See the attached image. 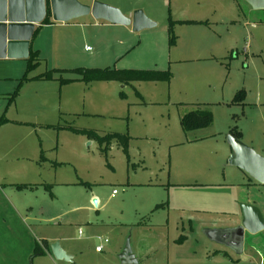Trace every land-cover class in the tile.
<instances>
[{"label": "rangeland", "instance_id": "374dc122", "mask_svg": "<svg viewBox=\"0 0 264 264\" xmlns=\"http://www.w3.org/2000/svg\"><path fill=\"white\" fill-rule=\"evenodd\" d=\"M97 1L124 16L140 10L154 25L134 32L81 17L69 23L82 29L39 34L33 67L1 69L0 185L28 187L14 186L27 210L11 224L0 195V263L122 264L128 243L136 264H185L170 257L189 248L172 242L181 236L176 214L155 209L168 201L160 184L232 170L221 159L230 134L264 158V10L244 0ZM107 67L169 70L170 79L87 84L76 71ZM199 105L211 125L184 132L181 118ZM66 127L127 134L128 152L115 143L102 152ZM55 241L71 262L34 256L36 244Z\"/></svg>", "mask_w": 264, "mask_h": 264}, {"label": "crops", "instance_id": "0c3cea01", "mask_svg": "<svg viewBox=\"0 0 264 264\" xmlns=\"http://www.w3.org/2000/svg\"><path fill=\"white\" fill-rule=\"evenodd\" d=\"M132 12L125 16L130 17ZM56 25H65L68 28L80 26L82 29L81 25L69 22L40 25L31 41L30 49L40 53L41 46L37 43L39 34ZM120 40L117 43L123 45L124 42ZM85 50L88 51V48ZM25 61L26 59H0V73L11 67L17 70ZM230 152L231 149L223 150V162L227 161ZM232 168L229 172L224 171L219 179L213 175L193 178L179 176L176 181L160 184L165 187L167 194L165 209L168 207L176 214L175 226L181 233L172 242H178L180 246L188 243L189 248L185 254L173 249L170 257L174 262L185 258V264H264V185L256 183L238 168ZM14 184L17 183L0 185V195L9 208L6 218L3 219L5 224L12 223V215L17 218L20 211L27 210L26 207H18L14 202ZM115 195L111 194V197ZM96 202L98 203L97 200ZM44 251L43 255L38 256L54 262L51 252L45 248Z\"/></svg>", "mask_w": 264, "mask_h": 264}, {"label": "water", "instance_id": "95a60500", "mask_svg": "<svg viewBox=\"0 0 264 264\" xmlns=\"http://www.w3.org/2000/svg\"><path fill=\"white\" fill-rule=\"evenodd\" d=\"M86 1L89 3L82 0H0V59H27L34 31L46 16L55 23H68L90 15L94 20L131 26L134 32L154 25L140 10L126 17L118 9L97 0ZM244 1L254 10H264V0ZM227 143L231 149L227 165L238 168L256 183L264 185V158L232 135H228ZM93 203L97 205L96 199ZM50 252L56 261L72 260L59 241L51 243ZM120 259L122 264H136L128 243ZM28 264H32V260Z\"/></svg>", "mask_w": 264, "mask_h": 264}, {"label": "trees", "instance_id": "16d2710c", "mask_svg": "<svg viewBox=\"0 0 264 264\" xmlns=\"http://www.w3.org/2000/svg\"><path fill=\"white\" fill-rule=\"evenodd\" d=\"M53 24L48 16L44 19L41 25H49ZM39 27L36 28L33 34V38L36 36ZM173 42V40H171ZM38 60V52L32 51L30 49L29 56L26 59L27 67L31 68L36 64ZM80 76V80L84 81L85 83L89 84L93 81H104V82H117L121 85H131L135 82H168L170 79L169 70H131V69H115V68H104V69H91V70H76ZM46 78H51V75L48 73L45 75ZM60 82H68L69 80L59 78ZM16 90L9 95L8 101H13V99L18 94L19 86ZM212 123V116L211 112L209 111L208 106L199 105L197 108L186 115H184L180 120L181 128L184 132H191L197 131L208 128ZM72 132L75 133H82L86 135L89 140L97 141L100 149L102 152H106L112 143H115L121 150L127 154L128 152V136L127 134H118V133H109L100 135L96 132L87 131V130H80L74 127H66ZM237 138L234 134H230ZM17 189H23L28 187L26 184H17L14 185ZM166 204H159L155 207L158 209L160 207L165 206ZM45 249L50 251L49 246L45 243ZM44 249L39 245L36 244L34 249V256L43 255Z\"/></svg>", "mask_w": 264, "mask_h": 264}, {"label": "built area", "instance_id": "2783aa9c", "mask_svg": "<svg viewBox=\"0 0 264 264\" xmlns=\"http://www.w3.org/2000/svg\"><path fill=\"white\" fill-rule=\"evenodd\" d=\"M116 194L115 191H112V195ZM81 234V232L79 231V235ZM104 243H107V240H104L103 241ZM103 250V245H99L97 248H96V251L97 252H101Z\"/></svg>", "mask_w": 264, "mask_h": 264}, {"label": "flooded vegetation", "instance_id": "af4514ba", "mask_svg": "<svg viewBox=\"0 0 264 264\" xmlns=\"http://www.w3.org/2000/svg\"><path fill=\"white\" fill-rule=\"evenodd\" d=\"M84 3H89V1H86V0H82Z\"/></svg>", "mask_w": 264, "mask_h": 264}]
</instances>
